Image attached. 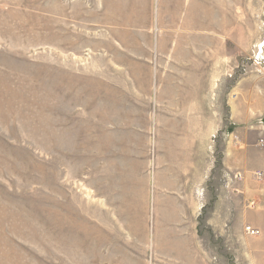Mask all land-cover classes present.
<instances>
[{"label": "rangeland", "instance_id": "374dc122", "mask_svg": "<svg viewBox=\"0 0 264 264\" xmlns=\"http://www.w3.org/2000/svg\"><path fill=\"white\" fill-rule=\"evenodd\" d=\"M144 1L0 0V264H142L145 244L148 259L151 222L144 233L143 213L120 198L151 188L157 171L149 75L106 51L140 38ZM212 1L209 61L221 48L238 53L231 79L228 66L206 83L208 121L220 126L206 140L213 190L231 173L230 119L264 127V0ZM244 24L249 35H236Z\"/></svg>", "mask_w": 264, "mask_h": 264}, {"label": "crops", "instance_id": "0c3cea01", "mask_svg": "<svg viewBox=\"0 0 264 264\" xmlns=\"http://www.w3.org/2000/svg\"><path fill=\"white\" fill-rule=\"evenodd\" d=\"M150 6L145 0V23L134 31L140 38L132 47L116 42L106 50L116 52L120 59L139 62L136 74L139 70L142 76L149 75L152 130L159 149L157 171L151 188H135L132 194L120 198L133 205L135 212L143 213L139 215L143 232L147 217L151 222L150 254L146 260L145 244L142 264H264L263 126L237 128L230 119L228 127L224 126L230 137L229 157L224 153L225 170L231 171L227 186L213 190L206 186V140L220 129L208 121L206 83L222 78L223 67L226 73L229 66L230 79L238 68V53L231 48H221L219 54L215 50L213 61H209L206 34H211V28L207 26V13L220 10L217 2L154 0L152 29L145 27ZM239 7L250 19L253 17L252 8ZM238 23L243 25L245 20L238 17ZM114 29L123 35L119 27ZM241 32L249 35L245 24L236 27V35ZM141 36H151L153 43H145ZM236 103L226 101L229 117L237 115ZM206 211L209 214L203 216ZM248 225L259 234L249 235L245 231ZM146 237L147 233L145 242Z\"/></svg>", "mask_w": 264, "mask_h": 264}, {"label": "built area", "instance_id": "2783aa9c", "mask_svg": "<svg viewBox=\"0 0 264 264\" xmlns=\"http://www.w3.org/2000/svg\"><path fill=\"white\" fill-rule=\"evenodd\" d=\"M253 205V203H251ZM245 231L249 234V235H252V236H255V235H258L259 234V230L258 229H255V228H252L251 226H246L245 227Z\"/></svg>", "mask_w": 264, "mask_h": 264}, {"label": "water", "instance_id": "95a60500", "mask_svg": "<svg viewBox=\"0 0 264 264\" xmlns=\"http://www.w3.org/2000/svg\"><path fill=\"white\" fill-rule=\"evenodd\" d=\"M261 121H262V123L264 124V113H263V116H262Z\"/></svg>", "mask_w": 264, "mask_h": 264}]
</instances>
